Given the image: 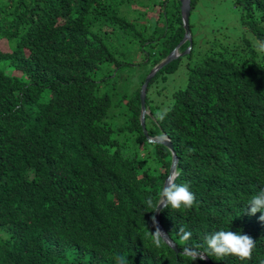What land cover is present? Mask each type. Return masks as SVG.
Returning a JSON list of instances; mask_svg holds the SVG:
<instances>
[{"label": "trees", "instance_id": "16d2710c", "mask_svg": "<svg viewBox=\"0 0 264 264\" xmlns=\"http://www.w3.org/2000/svg\"><path fill=\"white\" fill-rule=\"evenodd\" d=\"M197 2L189 1L190 45L177 53L189 50L154 73L144 97L146 135L168 139L176 183L195 196L191 209L159 212L175 253L150 234L146 201L158 202L171 155L142 133L139 89L183 37L178 0H0V264H115L117 255L190 264L178 255L182 226L193 246L219 230L255 242L251 260L208 264H264V221L246 205L264 187V54L243 39L191 60ZM233 4L264 41V0ZM182 58L183 87L165 107L151 106L148 88ZM127 74L135 82L114 100ZM117 109L122 140L109 124Z\"/></svg>", "mask_w": 264, "mask_h": 264}, {"label": "rangeland", "instance_id": "374dc122", "mask_svg": "<svg viewBox=\"0 0 264 264\" xmlns=\"http://www.w3.org/2000/svg\"><path fill=\"white\" fill-rule=\"evenodd\" d=\"M239 10L240 8L234 6L233 0H198L189 18L193 40L190 52L191 60L194 61L196 58L202 57L207 52L209 53L212 49H216L219 46L232 49L235 45L242 44L243 39L249 41L252 46L257 47L258 42L246 30V27L240 23ZM150 15H153V12L146 11V17H150ZM0 45L3 50H6L4 43ZM182 53L178 52V55L180 56ZM263 54L257 51L258 57ZM185 59L182 58L176 71L173 74L165 75L163 81L157 78L152 82L148 88L151 106H156L157 108L165 107L171 101L172 93L183 87L185 82ZM135 61H138V59H134ZM141 70H143L142 67L139 72ZM134 82L131 74L122 75L117 82V93L113 99H118L124 93L127 95ZM119 113L120 109L115 110V117L111 118L109 124L114 129L113 135L119 140H122L121 134L116 131L117 127L122 123V118L118 115ZM145 114H148L146 110ZM0 237L4 238L2 231H0Z\"/></svg>", "mask_w": 264, "mask_h": 264}, {"label": "clouds", "instance_id": "9594fccd", "mask_svg": "<svg viewBox=\"0 0 264 264\" xmlns=\"http://www.w3.org/2000/svg\"><path fill=\"white\" fill-rule=\"evenodd\" d=\"M257 51L264 53V41L258 42ZM166 113L158 114L159 119H163ZM161 140H165L166 137L161 136ZM180 176L179 170H174L168 177L166 183L158 193V202L153 205L152 199L149 198L146 204L149 207L171 209V210H188L191 209L195 196L189 190L187 183L177 184L176 180ZM249 206V215H254L257 212L261 213L259 219L264 221V187H262L255 195H253L246 204ZM154 210V211H155ZM155 228L154 232H151L152 243L155 247L159 248L162 242H167L166 234L156 226L155 218L152 220ZM193 233L185 230L182 226L177 231V236L183 248L179 250L178 255L183 256L190 261V264L197 260H205L208 257H214L219 261L227 256H233L240 261L251 260L252 251L255 247L254 240L248 235H242L240 233H234L232 231L219 230L206 235L204 237L203 244L191 245L189 241L192 238ZM115 264H129V259L124 255H117L115 257Z\"/></svg>", "mask_w": 264, "mask_h": 264}, {"label": "water", "instance_id": "95a60500", "mask_svg": "<svg viewBox=\"0 0 264 264\" xmlns=\"http://www.w3.org/2000/svg\"><path fill=\"white\" fill-rule=\"evenodd\" d=\"M189 1L190 0H178L179 12H180V16H181L182 27L184 30L182 39L179 41V43L174 47V49L167 55V57L163 61H161L157 66H155L154 68H152L150 70V72L145 77V79H144V81L141 84L140 89H139V124L141 126L142 133H143L147 143L160 144V145L164 146L169 151V153L171 155V163L169 166L168 174L163 181L162 187L166 183L169 175L175 170L176 156H175V153L173 151L172 145L170 144L168 139L161 140L160 139L161 136L150 138L146 135V132L144 130V124H143L144 115H145V107H144L145 88H146L147 83L149 82V80L151 79V77L154 75V73L157 70H159L161 67L168 64L169 62H171L172 60H174L175 58H177L179 56L177 53V50L181 44H183L185 41H188V44L190 45L189 31L187 28V20H188V14H189ZM189 45L182 54H185L187 52ZM161 209L162 208H158L157 210L154 209L155 211H153V217L155 218L156 226H158V228L161 230V232L165 233V231L163 230V228L161 227V225L159 224V221H158V215H159V212ZM166 237H167V235H166ZM166 245H168V247L170 249H172L175 253H177L176 246L169 240L168 237H167ZM204 261H206L208 264L207 259H205Z\"/></svg>", "mask_w": 264, "mask_h": 264}]
</instances>
